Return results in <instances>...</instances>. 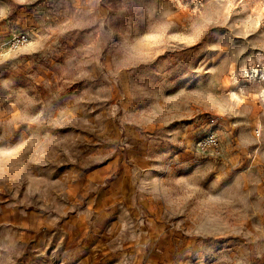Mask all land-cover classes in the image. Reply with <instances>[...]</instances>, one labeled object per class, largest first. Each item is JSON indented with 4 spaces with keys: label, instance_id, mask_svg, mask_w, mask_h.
Returning <instances> with one entry per match:
<instances>
[{
    "label": "rangeland",
    "instance_id": "rangeland-1",
    "mask_svg": "<svg viewBox=\"0 0 264 264\" xmlns=\"http://www.w3.org/2000/svg\"><path fill=\"white\" fill-rule=\"evenodd\" d=\"M47 263L264 264V0H0V264Z\"/></svg>",
    "mask_w": 264,
    "mask_h": 264
},
{
    "label": "built area",
    "instance_id": "built-area-1",
    "mask_svg": "<svg viewBox=\"0 0 264 264\" xmlns=\"http://www.w3.org/2000/svg\"><path fill=\"white\" fill-rule=\"evenodd\" d=\"M24 40V37L18 38V42H22ZM213 119L211 120L210 124H213ZM218 137L210 132L207 134L204 138H202L199 143L198 147L200 148L201 151H207L210 150L212 147H215L218 145Z\"/></svg>",
    "mask_w": 264,
    "mask_h": 264
},
{
    "label": "crops",
    "instance_id": "crops-1",
    "mask_svg": "<svg viewBox=\"0 0 264 264\" xmlns=\"http://www.w3.org/2000/svg\"><path fill=\"white\" fill-rule=\"evenodd\" d=\"M20 218H23V216L21 215V217ZM48 264V263H47ZM50 264V263H49Z\"/></svg>",
    "mask_w": 264,
    "mask_h": 264
}]
</instances>
